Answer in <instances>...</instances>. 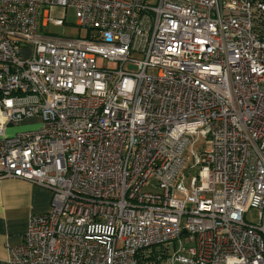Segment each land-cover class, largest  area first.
<instances>
[{
	"label": "built area",
	"instance_id": "2783aa9c",
	"mask_svg": "<svg viewBox=\"0 0 264 264\" xmlns=\"http://www.w3.org/2000/svg\"><path fill=\"white\" fill-rule=\"evenodd\" d=\"M4 176L52 194L0 264H264V0H0Z\"/></svg>",
	"mask_w": 264,
	"mask_h": 264
},
{
	"label": "crops",
	"instance_id": "0c3cea01",
	"mask_svg": "<svg viewBox=\"0 0 264 264\" xmlns=\"http://www.w3.org/2000/svg\"><path fill=\"white\" fill-rule=\"evenodd\" d=\"M45 25L40 24L41 31ZM25 120L18 124H24ZM51 194L49 188L27 179L13 176L0 178V259L8 256L10 246L22 240L30 214L50 207Z\"/></svg>",
	"mask_w": 264,
	"mask_h": 264
},
{
	"label": "rangeland",
	"instance_id": "374dc122",
	"mask_svg": "<svg viewBox=\"0 0 264 264\" xmlns=\"http://www.w3.org/2000/svg\"><path fill=\"white\" fill-rule=\"evenodd\" d=\"M148 2H151L152 4L156 3L157 0H147ZM47 11L50 16L53 18H62L63 23L56 24L53 21H49L47 25L42 26V30L52 34V35H61V36H68V37H83V36H90L92 32H94V29L88 28L85 26H80L76 23L77 17H76V11L73 7L69 6H60V5H49L47 7ZM42 8L40 10V17H41ZM27 50L25 49L23 54H26ZM131 56L133 58L140 59L143 57V54L138 51H132ZM96 62L98 65H107V66H116L117 63L115 61H110L100 55H97ZM123 66L129 70L136 71L137 67L131 62L126 61L123 63ZM148 71L155 72V69L148 68ZM38 123V118H29L24 121V124H11L10 127L7 129V133H12L18 129H21L20 127H29V126H35ZM205 139L199 138L194 143L189 144L186 148V153L189 155L190 160H192V155L190 154V150L193 149L197 152H201L203 147L205 146ZM194 172V168H191L189 171L184 170V173L186 174V177L184 178V184L187 185L190 174ZM257 215L256 208H250L246 214L245 218L250 221H255Z\"/></svg>",
	"mask_w": 264,
	"mask_h": 264
},
{
	"label": "water",
	"instance_id": "95a60500",
	"mask_svg": "<svg viewBox=\"0 0 264 264\" xmlns=\"http://www.w3.org/2000/svg\"><path fill=\"white\" fill-rule=\"evenodd\" d=\"M184 231H185V229L183 228V229H182V232H184Z\"/></svg>",
	"mask_w": 264,
	"mask_h": 264
}]
</instances>
